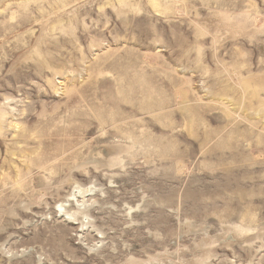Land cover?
I'll return each mask as SVG.
<instances>
[{
    "label": "rangeland",
    "instance_id": "374dc122",
    "mask_svg": "<svg viewBox=\"0 0 264 264\" xmlns=\"http://www.w3.org/2000/svg\"><path fill=\"white\" fill-rule=\"evenodd\" d=\"M0 264H264V0H0Z\"/></svg>",
    "mask_w": 264,
    "mask_h": 264
},
{
    "label": "bare ground",
    "instance_id": "6f19581e",
    "mask_svg": "<svg viewBox=\"0 0 264 264\" xmlns=\"http://www.w3.org/2000/svg\"><path fill=\"white\" fill-rule=\"evenodd\" d=\"M55 74V73H54Z\"/></svg>",
    "mask_w": 264,
    "mask_h": 264
}]
</instances>
